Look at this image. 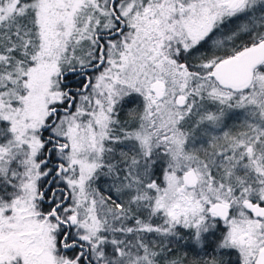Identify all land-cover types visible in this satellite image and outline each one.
I'll return each mask as SVG.
<instances>
[{
	"label": "snow or ice",
	"instance_id": "1",
	"mask_svg": "<svg viewBox=\"0 0 264 264\" xmlns=\"http://www.w3.org/2000/svg\"><path fill=\"white\" fill-rule=\"evenodd\" d=\"M0 264H264V0H0Z\"/></svg>",
	"mask_w": 264,
	"mask_h": 264
}]
</instances>
